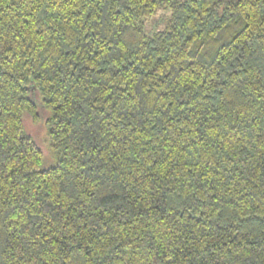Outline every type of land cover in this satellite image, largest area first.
<instances>
[{
    "label": "trees",
    "instance_id": "16d2710c",
    "mask_svg": "<svg viewBox=\"0 0 264 264\" xmlns=\"http://www.w3.org/2000/svg\"><path fill=\"white\" fill-rule=\"evenodd\" d=\"M0 264H264V0H0Z\"/></svg>",
    "mask_w": 264,
    "mask_h": 264
},
{
    "label": "rangeland",
    "instance_id": "374dc122",
    "mask_svg": "<svg viewBox=\"0 0 264 264\" xmlns=\"http://www.w3.org/2000/svg\"><path fill=\"white\" fill-rule=\"evenodd\" d=\"M166 14H168V12L165 13L164 10H162L159 11L158 14L155 15L152 19H150L146 28L147 32L151 33L154 29L162 27L166 21L164 20L163 16ZM34 99H36V102L39 105L40 118L38 120H35L31 115L26 114L24 123L27 132L34 136L44 153V160L41 168L45 169L50 167L54 163V159L52 158L48 144V128L46 124L48 111L39 102V98L37 95L34 96Z\"/></svg>",
    "mask_w": 264,
    "mask_h": 264
}]
</instances>
